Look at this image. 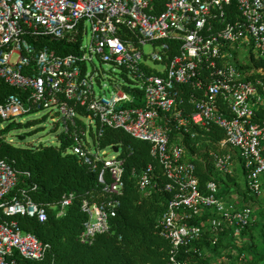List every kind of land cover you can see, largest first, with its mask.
Returning a JSON list of instances; mask_svg holds the SVG:
<instances>
[{
    "label": "built area",
    "instance_id": "built-area-1",
    "mask_svg": "<svg viewBox=\"0 0 264 264\" xmlns=\"http://www.w3.org/2000/svg\"><path fill=\"white\" fill-rule=\"evenodd\" d=\"M159 5V0H0V80L21 91L0 105V118L47 111L62 127L60 133L73 140L64 152L97 172L98 183L114 196L101 204L82 201L86 221L81 243H91L109 230L123 193L124 157L117 145L99 146L102 128L120 129L150 144L149 154L167 180L163 190L172 193L160 219V234L171 244L169 264H185L177 258L181 248L207 229L217 234L229 227L239 235L252 220L253 209L231 204L235 195L219 196L213 182L201 191L184 145L179 139L171 142L169 134L209 125L222 128L225 139L220 146L238 152L248 190L260 194L264 119L254 118L264 111V80L249 78L253 69L243 72L235 55L246 47L248 57L264 58V0H166L157 12ZM233 7L240 19L230 22L228 10ZM46 40L77 46V52L59 54ZM146 45L152 47L149 54L143 52ZM172 46L177 53L170 56ZM94 59L118 69L126 81L113 82L109 97L96 91L101 74ZM150 63L161 65V70ZM257 72L263 74L262 69ZM183 86L190 88L185 96ZM134 89L142 91L141 106L134 105ZM106 148L117 155L107 158ZM211 156L217 171L232 174L230 153ZM21 177L27 180L30 174L0 160L2 213L45 221L46 209L19 187ZM137 185L145 195L155 187L151 165L138 176ZM28 187L35 188L32 183ZM73 199V194L65 195L53 206L57 217ZM204 212L211 217L208 226L189 223ZM44 249L14 220L0 221V264H20L17 258L40 260Z\"/></svg>",
    "mask_w": 264,
    "mask_h": 264
},
{
    "label": "trees",
    "instance_id": "trees-1",
    "mask_svg": "<svg viewBox=\"0 0 264 264\" xmlns=\"http://www.w3.org/2000/svg\"><path fill=\"white\" fill-rule=\"evenodd\" d=\"M159 0L157 12L162 11L164 2ZM240 19L238 11L233 7L228 10L230 22ZM59 54L76 53L77 46H62L52 41H44ZM177 53V46H172L170 56ZM249 62L236 65L243 71H251V79L264 80V58L248 57ZM262 69L263 74L257 72ZM183 96L190 91L183 86ZM135 106L143 104L142 91L132 90ZM21 96V91L0 80V105H3L9 95ZM79 112L85 114L84 110ZM11 122L2 126L4 119L0 118V160H5L17 170L28 172L30 177L20 183L30 198L46 209L47 218L39 222L26 215L7 217L0 209L1 220H14L22 232L32 233L45 245L43 257L40 260H25L17 258L20 264H169L171 244L160 234V219L166 210L172 193L163 190L167 182L160 166L150 154V144L135 140L125 132L116 128L103 127L102 135L97 138L101 148L117 145L124 157L123 193L118 197L119 205L114 217L109 221V230L98 234L91 243H81L79 240L86 215L81 210V203H105L114 198L103 189L97 181V172L92 171L76 156L66 154L65 148L73 144V140L62 133L57 135L56 146L22 147L8 141V134L13 127H31L39 120L25 124ZM264 119V111H259L255 121ZM92 134V133H91ZM171 142L180 140L185 148V159L195 165V175L201 191L208 182H213L220 190L219 196L229 199L235 195L231 204L237 208H252L257 195L251 193L245 183V171L236 150L227 145L220 146L225 139V132L216 125L207 129L192 128L188 133L172 131L169 134ZM211 153H230L233 159L232 174H223L214 167ZM264 156V150H263ZM153 168L155 187L144 194L137 185L138 176L149 166ZM28 183L35 188L29 189ZM260 192L264 194V176L260 179ZM73 194L72 203L60 217L56 216L58 205L63 196ZM253 209V208H252ZM207 212L201 217L189 220L204 228L208 226ZM216 241L213 243V239ZM246 240L239 243L229 227L214 234L210 230L201 237L181 248L177 258L185 264H264V205L253 210L252 220L244 227L238 239ZM221 257H224L222 259Z\"/></svg>",
    "mask_w": 264,
    "mask_h": 264
},
{
    "label": "rangeland",
    "instance_id": "rangeland-1",
    "mask_svg": "<svg viewBox=\"0 0 264 264\" xmlns=\"http://www.w3.org/2000/svg\"><path fill=\"white\" fill-rule=\"evenodd\" d=\"M89 36V34H88ZM86 37L85 42H88V38ZM152 51V47L150 45H146L143 47V52L145 54H149ZM235 59L237 63L244 64L249 62L248 60V48L241 47L236 50ZM93 64L95 65L97 71L101 74V78L99 80V86H96V91L98 93L103 94L106 97H109L110 94L114 91L112 84L116 82L119 85H125L126 81L121 77L118 69L111 67L108 64L99 63L97 60H93ZM151 67L156 70H161V65L150 63ZM90 66L88 69L90 71ZM39 120V122L31 127L21 126L19 128L13 127L8 134V138L18 146L29 147V146H56L57 141L56 137L60 134L62 127L60 125H55L54 121L50 119L47 115V111L41 110L37 112H32L28 114H24L22 116H18L12 119V122L25 124L27 122ZM10 120H5L2 123V126L10 123ZM106 153V157L110 158L116 156V153L111 152L108 148L104 149ZM120 152V151H119ZM264 205V194L260 192L257 195V199L253 203V210L257 209V206ZM235 239L239 243H243L246 238L243 240L238 239V235L235 236Z\"/></svg>",
    "mask_w": 264,
    "mask_h": 264
},
{
    "label": "water",
    "instance_id": "water-1",
    "mask_svg": "<svg viewBox=\"0 0 264 264\" xmlns=\"http://www.w3.org/2000/svg\"><path fill=\"white\" fill-rule=\"evenodd\" d=\"M113 151H114V152H116V151H117V148H116V147H114V148H113Z\"/></svg>",
    "mask_w": 264,
    "mask_h": 264
}]
</instances>
